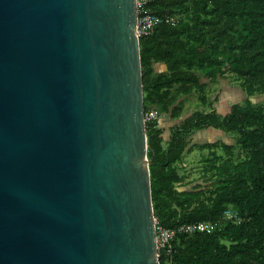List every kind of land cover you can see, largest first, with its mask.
Returning a JSON list of instances; mask_svg holds the SVG:
<instances>
[{
  "label": "water",
  "instance_id": "95a60500",
  "mask_svg": "<svg viewBox=\"0 0 264 264\" xmlns=\"http://www.w3.org/2000/svg\"><path fill=\"white\" fill-rule=\"evenodd\" d=\"M136 0H0V264H159Z\"/></svg>",
  "mask_w": 264,
  "mask_h": 264
},
{
  "label": "trees",
  "instance_id": "16d2710c",
  "mask_svg": "<svg viewBox=\"0 0 264 264\" xmlns=\"http://www.w3.org/2000/svg\"><path fill=\"white\" fill-rule=\"evenodd\" d=\"M149 8L170 24L139 37L144 113L179 120L168 140L157 120L145 123L154 217L165 228L213 226L176 234L159 264H264V0H153ZM156 63L165 71L155 73ZM201 75L209 83L231 78L244 99L217 113ZM193 94L209 109L182 119V98ZM210 127L234 145H200L210 151L203 176L212 183L188 187L181 163L196 146H189L190 135ZM236 148L243 157L234 162ZM226 210L234 216L224 219Z\"/></svg>",
  "mask_w": 264,
  "mask_h": 264
},
{
  "label": "crops",
  "instance_id": "0c3cea01",
  "mask_svg": "<svg viewBox=\"0 0 264 264\" xmlns=\"http://www.w3.org/2000/svg\"><path fill=\"white\" fill-rule=\"evenodd\" d=\"M154 72H163L165 71V66L162 63H156L153 65ZM233 81V82H231ZM200 82L206 84V94L209 97V100L214 101L212 108L219 114L225 115L228 113L230 106L233 103H237L239 101H242L244 99V94L242 90L237 86V82L232 80L231 78L228 79H220L217 82L209 83V80L205 78L204 76H200ZM191 96H194L195 99L197 100V94H193ZM190 96V97H191ZM184 97L182 99H184ZM216 99V101H215ZM185 112V111H184ZM187 112V111H186ZM189 112L186 113V116L188 115ZM192 112H190L191 114ZM167 116H163L158 121V127L162 130V136L164 137L165 140H168L170 136V129L172 128V125L174 126L175 124H167L164 123V120ZM174 121V120H173ZM177 121V120H176ZM179 121V120H178ZM178 123V122H177ZM215 131V133H213ZM216 131H220L218 129L214 128H205V129H200L194 131L190 135V144L189 146H192L196 143L197 140L207 138L206 143H215L217 141L223 142L225 144H230L227 139H229L224 132L220 131L219 133H216ZM224 134H222V133ZM197 138V139H196ZM232 140V138H230ZM212 140V141H208ZM198 143V142H197ZM183 166L184 163H182Z\"/></svg>",
  "mask_w": 264,
  "mask_h": 264
},
{
  "label": "built area",
  "instance_id": "2783aa9c",
  "mask_svg": "<svg viewBox=\"0 0 264 264\" xmlns=\"http://www.w3.org/2000/svg\"><path fill=\"white\" fill-rule=\"evenodd\" d=\"M153 0H136V10H137V24L136 31L139 37L149 35L155 26L161 24H170V18L163 15H157L152 12L149 8V3ZM163 116H159L155 110H150L146 114L144 113V121L150 122L153 120L158 121ZM235 213L231 210H226L225 218L229 219L234 216ZM212 224L210 223H195V224H182L177 225L173 228H165L155 219V240L156 249L158 255H160V250L167 249L169 251L170 241L175 237L176 234H192L194 231H210L212 229Z\"/></svg>",
  "mask_w": 264,
  "mask_h": 264
},
{
  "label": "rangeland",
  "instance_id": "374dc122",
  "mask_svg": "<svg viewBox=\"0 0 264 264\" xmlns=\"http://www.w3.org/2000/svg\"><path fill=\"white\" fill-rule=\"evenodd\" d=\"M231 82H233V81H231ZM198 109L203 110V111H207L209 109V107L208 106H206V107L201 106L200 107L199 101L196 100L194 96H192V97L188 96L187 98H185V109H184L185 112L182 115V119L186 116L187 112H189L188 113V115H189L190 112H193L194 110H198ZM177 122H179V121H176V120L173 121V119L169 118L168 116L164 120V123H167V124L168 123L169 124H176ZM172 127H173V125H172ZM213 133H215V131H213ZM216 133L220 134V131H216ZM228 138L229 139H227V141L231 145H234L233 139L231 140L230 137H228ZM206 141H207V138H203V139L199 138V140H197L196 143L194 144L196 146L191 147L190 148L191 150L187 153H184V155L182 157V163H184L186 168H184L183 171H181V174L184 175L185 181L188 179L192 180L191 181L192 184H190L188 187H191V186H193L195 184H199V183L200 184L203 183L202 185L205 187V186H209L212 183L208 179L204 178L206 176H203L204 174H206V171L204 168L207 167V164H208V162L206 161V158L210 159V154H209L210 151L208 149H202L200 147V145H203L204 143H206ZM208 141H212V140H208ZM219 142L220 141H217L215 143H219ZM216 152L218 154L223 153L221 151V149H219V148L216 149ZM234 155H235L234 162H236L238 159L243 157L242 153L237 148L235 150ZM207 175H209V173H207ZM204 181H205V183H204Z\"/></svg>",
  "mask_w": 264,
  "mask_h": 264
}]
</instances>
